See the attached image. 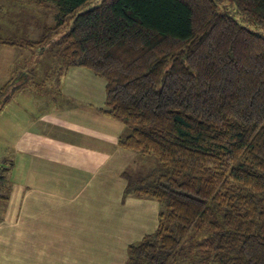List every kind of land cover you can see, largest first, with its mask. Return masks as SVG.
<instances>
[{
  "label": "trees",
  "instance_id": "obj_1",
  "mask_svg": "<svg viewBox=\"0 0 264 264\" xmlns=\"http://www.w3.org/2000/svg\"><path fill=\"white\" fill-rule=\"evenodd\" d=\"M92 1L29 0L56 5L57 25L0 46L43 51L54 63L45 83L58 86L73 68L103 78L101 113L130 129L118 146L160 163L123 176L125 196L160 204L157 227L123 264H264V35L218 0ZM232 1L264 25V0Z\"/></svg>",
  "mask_w": 264,
  "mask_h": 264
},
{
  "label": "crops",
  "instance_id": "obj_2",
  "mask_svg": "<svg viewBox=\"0 0 264 264\" xmlns=\"http://www.w3.org/2000/svg\"><path fill=\"white\" fill-rule=\"evenodd\" d=\"M19 49L20 62L31 55ZM36 73L38 84L32 83L36 77L21 71L9 80L16 81L18 92L25 96L33 90L34 114L25 101L16 100L18 92L0 107V138L14 150L12 158L5 154L2 162L12 167L0 184V264H78L76 202L92 197L109 198L106 221L114 225L124 223L130 228L133 218L127 214L149 213L148 221L137 223L129 234L137 236L140 229L152 232L155 201H123L124 174L142 167L146 159L118 146L130 129L101 113L106 108L105 80L84 68H73L57 86L51 80L42 82L44 75ZM14 106L18 110L9 112ZM89 250L81 248L82 260ZM122 254L113 264L123 261ZM96 259L91 254L89 264Z\"/></svg>",
  "mask_w": 264,
  "mask_h": 264
},
{
  "label": "rangeland",
  "instance_id": "obj_3",
  "mask_svg": "<svg viewBox=\"0 0 264 264\" xmlns=\"http://www.w3.org/2000/svg\"><path fill=\"white\" fill-rule=\"evenodd\" d=\"M101 1L102 0H94L88 6H97ZM218 1L220 5V10L230 14L245 27H248L257 33L264 35V25L254 24L243 12L238 9L236 4L232 0ZM58 13V7L52 3H48L45 6H36L35 4L30 3L29 0H0V37L26 38L30 40L42 38L45 35L47 27H55V25H57L59 21L57 18ZM69 21L70 20H67V23ZM59 31L55 37H58V35L61 36ZM20 51L21 49L19 48L0 46V88L6 86L7 82H10L9 80L11 79L15 71H21L24 74L26 72L29 73L28 75L36 77V82L33 80L34 82L32 81V83L38 84L39 81L37 80V73L34 74L36 71L41 73L43 68L53 70L54 63L52 59H50L49 56L44 54L43 51H31L22 49L23 53L27 52V56L31 54L29 57L23 59L22 62L17 60L18 53H20ZM19 64L21 65L19 66ZM31 70H34V73H32ZM34 77L32 78L34 79ZM23 78H25V75L23 76ZM29 83H26L25 85ZM11 84V86L9 87V91H7L6 93L7 96L12 94V92L10 91L15 88V83L12 82ZM17 94V101H25L29 105V107L31 106L34 98L33 90H30L29 92L27 91L26 96L19 92ZM6 95L4 94V96H2V99L0 97V100L6 99ZM12 98L13 96H11V99ZM9 108V112H11L13 109L18 110V108H16L15 106ZM35 112L36 108L35 105H33L31 106L30 113L34 114ZM4 141L5 140L3 138H0V166L4 161L3 155L10 154V157L12 158V153L14 151L11 147L4 145ZM158 167H160L159 162H157L153 158H147L142 167H138L135 169L130 168V170H128L127 172L132 174L133 177L137 179L142 175L148 174L151 170L155 168L159 169ZM145 200L153 201L149 198H139L130 195L124 196L123 198V201L125 203L133 201H142L146 203L147 201ZM155 204L157 205V215L156 224L153 227L154 229L158 225V215L160 212V204L156 201ZM107 206H109V198L106 197L105 199L104 196H102V198L92 197L90 198V200H80L76 202L75 222L77 229H75V252L78 261L76 263L89 264L91 262L90 255L93 254L97 258L95 260L97 261L95 264H113V262L116 263L119 260L121 253H123L122 255L124 259L123 261L118 263L123 264L127 259L126 248L128 244L139 242L143 236H145L148 232L151 231L150 230L146 232V230L140 229V232H138L137 236H134L136 234L133 233H131L133 234L132 236L129 234L131 229L137 223L142 225L148 221L149 213L141 214L140 212V214H138L137 212L136 216L133 214L131 215L130 213L127 214V216H132L133 218V225L130 228H127L128 225L127 227H124V223H116V225H114V222L106 221L108 218L107 216L109 215ZM113 212L114 211L110 213ZM137 230H139V227H137ZM84 239L85 241H83ZM199 241L200 236L195 235L194 239L187 240L186 247H192L193 245H196ZM81 248L88 250L90 248H94L96 250H89L90 253H86L84 260H82L83 252H80ZM70 259L72 261V258ZM60 264H70V261H63Z\"/></svg>",
  "mask_w": 264,
  "mask_h": 264
}]
</instances>
